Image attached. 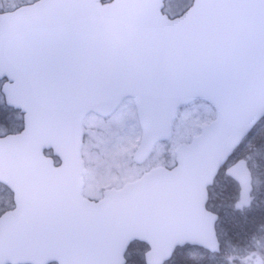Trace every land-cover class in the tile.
I'll return each mask as SVG.
<instances>
[{
  "label": "snow or ice",
  "instance_id": "obj_1",
  "mask_svg": "<svg viewBox=\"0 0 264 264\" xmlns=\"http://www.w3.org/2000/svg\"><path fill=\"white\" fill-rule=\"evenodd\" d=\"M0 264H264V0H0Z\"/></svg>",
  "mask_w": 264,
  "mask_h": 264
}]
</instances>
